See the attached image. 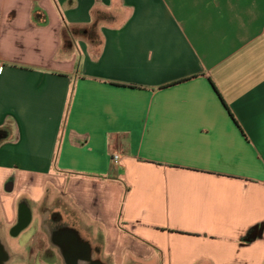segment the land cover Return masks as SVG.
I'll use <instances>...</instances> for the list:
<instances>
[{"label":"crops","instance_id":"obj_1","mask_svg":"<svg viewBox=\"0 0 264 264\" xmlns=\"http://www.w3.org/2000/svg\"><path fill=\"white\" fill-rule=\"evenodd\" d=\"M0 136L3 232L47 205L99 264H264V0H0Z\"/></svg>","mask_w":264,"mask_h":264},{"label":"rangeland","instance_id":"obj_2","mask_svg":"<svg viewBox=\"0 0 264 264\" xmlns=\"http://www.w3.org/2000/svg\"><path fill=\"white\" fill-rule=\"evenodd\" d=\"M34 208L36 210L31 225L16 238L8 234V228L4 227L5 232L2 230L5 246L13 259V264H63L59 250L52 245L46 230L49 221L42 220V217L56 210L47 205L41 206L40 210L37 205ZM0 222L3 223L1 218Z\"/></svg>","mask_w":264,"mask_h":264},{"label":"water","instance_id":"obj_3","mask_svg":"<svg viewBox=\"0 0 264 264\" xmlns=\"http://www.w3.org/2000/svg\"><path fill=\"white\" fill-rule=\"evenodd\" d=\"M30 221L29 209L21 207L18 212V222L13 227L11 235L17 236L29 226ZM51 242L59 250L65 264H99L92 260L88 243L82 242L73 229H64L60 233L55 234Z\"/></svg>","mask_w":264,"mask_h":264},{"label":"flooded vegetation","instance_id":"obj_4","mask_svg":"<svg viewBox=\"0 0 264 264\" xmlns=\"http://www.w3.org/2000/svg\"><path fill=\"white\" fill-rule=\"evenodd\" d=\"M24 207V206H22ZM25 208V207H24ZM44 222H47V233L50 237V239L53 238V236L57 233H60L61 231H63L64 229H72L71 227H69L65 222H64V216L62 214L61 211L59 210H56V211H52L50 212L44 219H42ZM18 222V218L17 220L14 222V224L11 226V228L8 230V234L12 237V238H16L17 236H12L11 235V232H12V229L13 227H15V225L17 224ZM46 224V223H45ZM31 224H29L30 226ZM28 226V227H29ZM27 227V228H28ZM26 228V229H27ZM3 226L0 224V264H13V259L11 258L6 246H5V241H4V237H3ZM25 230V229H24ZM23 230V231H24ZM33 234H35L33 232ZM32 234V235H33ZM63 260V259H62ZM63 264H65V262L63 261Z\"/></svg>","mask_w":264,"mask_h":264},{"label":"trees","instance_id":"obj_5","mask_svg":"<svg viewBox=\"0 0 264 264\" xmlns=\"http://www.w3.org/2000/svg\"><path fill=\"white\" fill-rule=\"evenodd\" d=\"M40 14H41V13H39L37 10H35V11L33 12V19H34L35 21L39 22V24H44L45 21H43V22H40V21H39V20H40V17H39ZM213 88H214V87H213ZM215 92L217 93V95H219L216 89H215Z\"/></svg>","mask_w":264,"mask_h":264},{"label":"built area","instance_id":"obj_6","mask_svg":"<svg viewBox=\"0 0 264 264\" xmlns=\"http://www.w3.org/2000/svg\"><path fill=\"white\" fill-rule=\"evenodd\" d=\"M120 159H121V156L119 154H117V153L116 154H113V156L111 158V160H112V162L114 164H117L120 161Z\"/></svg>","mask_w":264,"mask_h":264}]
</instances>
